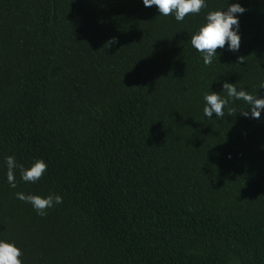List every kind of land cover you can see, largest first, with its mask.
Listing matches in <instances>:
<instances>
[{
    "label": "trees",
    "instance_id": "trees-1",
    "mask_svg": "<svg viewBox=\"0 0 264 264\" xmlns=\"http://www.w3.org/2000/svg\"><path fill=\"white\" fill-rule=\"evenodd\" d=\"M205 3L177 21L143 0H0V241L22 264H264V110L203 112L225 82L264 98V0ZM233 3L240 48L206 66L191 37ZM9 156L47 171L16 167L13 188ZM17 193L63 202L40 216Z\"/></svg>",
    "mask_w": 264,
    "mask_h": 264
},
{
    "label": "clouds",
    "instance_id": "clouds-1",
    "mask_svg": "<svg viewBox=\"0 0 264 264\" xmlns=\"http://www.w3.org/2000/svg\"><path fill=\"white\" fill-rule=\"evenodd\" d=\"M143 4L145 7L155 6L163 16L174 14L177 21H183L186 16L198 14L207 7L205 0H143ZM245 11L246 9L239 3H233L227 6L226 11L217 10L207 14L206 23L199 28L197 34L191 37V45L203 55V62L206 66L212 64L217 50L225 48L226 45L230 51L237 52L239 50L241 37L238 34L239 19L237 14H243ZM117 42V39L113 37L105 45L109 47ZM244 58V56H239L237 62L243 64ZM261 87H264V84ZM223 91L227 93V98H222L216 92L204 96L206 104L203 112L207 118L211 119L213 113L216 117H224V108L230 99L242 100L250 106V110L240 112L242 116L249 117L250 115L254 119L260 118L261 111L264 110V98H257L244 89L238 90L235 84L228 82L223 83ZM232 112L233 110L230 109L228 115L231 116ZM6 162L7 179L13 188L17 186L13 171L16 167L21 170V179L31 183L40 180L47 171V164L43 160H36L28 169H25L23 165H17L14 156L7 157ZM16 195L19 200L31 203L40 216H46L48 209L63 202L60 195H49L46 198L23 193ZM22 255V251L14 243L0 241V264H22L20 259Z\"/></svg>",
    "mask_w": 264,
    "mask_h": 264
}]
</instances>
